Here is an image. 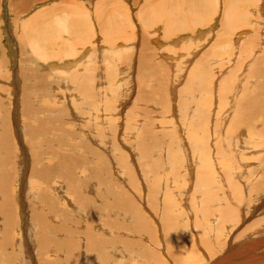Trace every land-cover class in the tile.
<instances>
[{"label": "rangeland", "instance_id": "374dc122", "mask_svg": "<svg viewBox=\"0 0 264 264\" xmlns=\"http://www.w3.org/2000/svg\"><path fill=\"white\" fill-rule=\"evenodd\" d=\"M234 1L238 6L234 4V16L227 22L226 16L232 12L225 16L221 11V3L225 8L224 0H218L217 4L213 0H0V264H209L225 254L229 246L250 248L257 241L264 242V233L259 234L264 232V110L257 112L262 115L255 113L256 117L245 110L248 101L258 99L263 103L258 100V106L264 108V95H261L264 93V0ZM76 3L89 11L94 31L91 26L80 28L85 23L74 32L62 31L56 24L59 32L55 33L53 30H57L48 15H40L54 6L62 7V11L53 9L56 13L60 10L71 18L75 14L68 6ZM259 7L262 9L255 14L253 9ZM235 10L239 14L235 15ZM22 21H29L26 26L30 28L40 22L42 27L50 23L53 28L48 37L54 36L51 45L40 40L37 50L28 42L30 38L22 30ZM200 31L204 35L200 36ZM77 39L80 42L76 43ZM68 43L73 50L68 48ZM170 46L173 50L167 49ZM72 56L81 58L75 65L79 66H73L72 70L62 68V62L74 59ZM48 62L55 68L47 67ZM220 77L225 79L218 85ZM86 98L94 100L96 107ZM234 118H238L240 126L231 120ZM203 122L212 126L206 129L210 143L207 146L212 148V154L215 155L216 143L221 139V146L233 155L232 163L227 154L226 162L220 163V167L215 165L216 170L209 161L201 164L196 154L198 148L191 145L190 137L197 140L203 137ZM249 128L253 131L247 134ZM141 151L150 155L148 160L141 158ZM35 160L42 161L36 164L37 170L33 166ZM222 166H229L231 172L225 175L224 169L225 177L221 181L230 177L232 184L226 182L221 190L218 186L214 188L215 194L222 197L221 202L214 198L217 201L212 208L205 210L203 204H197L204 191L201 186L208 183V177L220 173ZM56 169L62 173L58 174ZM44 172L45 176H41ZM167 206L172 215L167 212ZM223 209L227 212L222 213ZM165 215H171L173 220L167 221ZM198 219L206 221V226L199 225ZM164 226L171 234L175 231L172 227L178 228L175 233H183L188 248L184 253L179 252L181 255L175 252L177 247L173 244L170 247ZM95 238L98 241L92 243ZM262 247L254 250L259 254L240 255L238 262L242 257L243 264L248 261V264H264Z\"/></svg>", "mask_w": 264, "mask_h": 264}, {"label": "bare ground", "instance_id": "6f19581e", "mask_svg": "<svg viewBox=\"0 0 264 264\" xmlns=\"http://www.w3.org/2000/svg\"><path fill=\"white\" fill-rule=\"evenodd\" d=\"M153 1V0H152ZM200 1V0H199ZM214 1V3L215 4H217L218 3V0H213ZM240 1V0H239ZM244 1V0H243ZM254 1V0H253ZM108 2V1H107ZM204 2H205V0H204ZM148 3V2H147ZM236 3V4H235ZM204 4V3H203ZM214 4V5H215ZM234 4H235V6L238 4L237 2H235L234 0H224V5H225V8H224V6H223V4L221 3V11H223L224 13H225V16H226V13L229 11L230 13L232 12V10L234 9ZM66 5V4H65ZM75 5V4H74ZM74 5H70V6H68V9L73 13V14H75V16L74 17H71V18H69L70 17V15H69V17H68V14L66 13V12H64V13H60V10L62 11V7L61 8H54V6H53V8H51L50 9V7H49V9L48 10H45L44 9V11L43 12H41V14L40 15H44L43 17H45V15H48V17H49V19L48 20H50L49 22L50 23H54L53 24V26L54 25H60V29H62V31L64 30H70L71 29V31H75V30H78V28H79V26H80V24H82V23H85L86 24V26H83V25H81L80 26V28H83V27H85L86 29H89L88 27L89 26H91V29H92V31H94V29H93V24H91L92 22H90V20H91V18L89 17V14H88V12L85 10L86 8H85V6L83 7V6H81L80 4L79 5H77V3H76V5L74 6ZM253 5H255V4H253ZM109 6V5H108ZM119 6V5H118ZM117 6V7H118ZM121 6V5H120ZM127 6V5H126ZM144 6V5H143ZM211 6H213V5H211ZM238 6V5H237ZM145 7H147V6H145ZM66 8V7H65ZM114 8V7H113ZM112 8V9H113ZM53 9H56V10H58V9H60L59 10V13H56ZM116 9V8H115ZM121 9V8H120ZM217 9V8H216ZM262 8H254L253 10H254V13L256 14L257 12H259V10H261ZM65 10H67V9H64V11ZM68 10V12H70ZM111 10V9H110ZM145 10V9H144ZM244 10V9H243ZM147 11H148V9H147ZM187 11V10H186ZM251 11V10H250ZM39 12V11H38ZM37 12V13H38ZM70 12V13H71ZM139 12H140V10H139ZM155 12V11H154ZM235 12V15H237V14H239L238 13V11H234ZM244 12V11H243ZM247 12V11H246ZM252 12V11H251ZM168 13H170V12H168ZM215 13H216V11H215ZM254 13L252 12V14L251 15H254ZM72 14V15H73ZM122 14H125V13H122ZM150 14H151V12H150ZM153 14V13H152ZM39 15V14H38ZM139 15V14H138ZM199 15V14H198ZM212 15V14H211ZM228 15V14H227ZM246 15V14H245ZM249 14H248V12H247V16H248ZM250 15V16H251ZM100 16V15H99ZM124 16V15H123ZM131 16H132V14H131ZM234 15H233V12L230 14V16H226V20H227V22L230 20V17L232 18ZM259 16V15H258ZM35 17H37L36 15H35ZM47 17V16H46ZM55 17L56 18H61V20H58V19H55ZM181 17V16H180ZM242 17V16H241ZM245 17V16H244ZM249 17V16H248ZM34 18V17H33ZM38 18V17H37ZM184 18V17H183ZM185 18H186V16H185ZM222 18H224V17H222ZM42 19H46L47 20V18H42ZM189 19V18H188ZM197 19H198V17H197ZM201 19V18H200ZM199 19V20H200ZM211 19H212V17H211ZM242 19V18H241ZM34 20H36V19H34ZM55 20V21H54ZM118 20V19H117ZM202 20V19H201ZM223 20V19H222ZM25 21V20H24ZM43 21V20H42ZM123 21V20H122ZM191 21V20H190ZM23 22V21H22ZM46 22V21H45ZM118 22V21H117ZM202 22V21H201ZM201 22H199V23H201ZM252 22H254V21H252L251 20V23ZM27 23H29V21L27 22H23L22 23V26L21 27H23V29L22 30H24V33L25 34H27L28 36H29V38H30V41H28V42H31V44L34 46V47H39V42H40V40H43V41H45V42H47V43H49L50 45H51V43H52V38L54 37H52L51 39H49V37H48V33H50V29L51 28H53V26L52 25H50V23H44L43 25V27L41 26L42 24L41 23H43V22H40V24L39 25H35V26H33V27H28V26H26L27 25ZM78 23H79V25H78ZM109 23V22H108ZM107 23V24H108ZM133 23V22H132ZM221 23V22H220ZM226 23V22H225ZM233 23V22H232ZM36 24V23H35ZM110 24V23H109ZM149 24V23H148ZM216 24V23H215ZM227 24V23H226ZM230 24V23H229ZM30 26V25H29ZM52 26V27H51ZM61 26H62V28H61ZM88 26V27H87ZM112 26V25H111ZM254 26V25H253ZM56 26H54V29H56L57 27H58V29H59V26H57L56 28H55ZM109 27V26H108ZM172 27V26H171ZM191 27V26H190ZM194 27V26H193ZM216 27V26H215ZM64 28V29H63ZM207 28V27H206ZM233 28H235L234 26H233ZM237 28H238V25H237ZM236 28V29H237ZM254 28V27H253ZM58 29H56L57 31H54L53 30V32H55V33H57V32H59V30ZM90 29V30H91ZM112 29V28H111ZM121 29V28H120ZM217 29V28H216ZM236 29H235V31H236ZM211 30H212V28H211ZM224 30V29H223ZM262 30H263V28H262ZM61 31V30H60ZM80 31V30H79ZM110 32H111V30H109ZM115 32V31H114ZM170 32V31H169ZM241 32H247V31H245V30H241ZM62 33V32H61ZM63 33H65V32H63ZM76 33V32H75ZM87 33V32H86ZM148 33V32H147ZM238 33H240V31L238 32ZM59 34V33H58ZM70 34H71V32H70ZM78 34H80V33H78ZM200 36H202V35H204V32L203 31H200L199 33H198ZM207 34H209V33H207ZM225 34V33H224ZM54 35V34H53ZM57 35V34H56ZM55 35V36H56ZM72 35V34H71ZM96 35V34H95ZM167 35V34H166ZM246 35V34H245ZM21 36H23L22 35V32H21ZM28 36H25V37H27V39H28ZM81 36V35H80ZM130 36V35H129ZM24 37V36H23ZM135 36H133V38H134ZM198 37V36H197ZM56 38V37H55ZM78 38V37H77ZM127 38H129V37H127ZM132 37H130V39H131ZM132 38V39H133ZM226 38V37H225ZM58 39V38H57ZM84 39H85V37H82V39H80V40H82L81 42L82 43H84ZM204 39V38H203ZM53 40H54V38H53ZM68 41H69V39H67ZM78 40V39H77ZM241 40V39H240ZM74 41V40H73ZM76 41V40H75ZM199 41V40H198ZM198 41H197V44H198ZM215 41H216V39H215ZM77 42H80L79 40L78 41H76V43ZM213 42V41H212ZM263 42V41H262ZM26 43V42H25ZM64 44H66L67 42L66 41H64L63 42ZM71 43H72V40H71ZM97 43V42H96ZM208 43V42H207ZM217 43H219V42H217ZM250 43V42H249ZM28 44V43H27ZM44 44V43H43ZM53 44H55V43H53ZM70 43H68V48H70V49H72L73 50V46H72V44H70ZM86 44H88V43H86ZM119 44V43H118ZM176 44H177V42H176ZM214 44V43H213ZM215 44H216V42H215ZM230 44V43H229ZM234 43H232V45H233ZM236 44V43H235ZM240 44V43H239ZM252 44H254V43H252ZM22 45V44H21ZM67 45V44H66ZM76 45V44H75ZM78 45V44H77ZM80 45V44H79ZM84 44H82V46H83ZM112 45V44H111ZM187 45V44H186ZM216 45H218V44H216ZM228 45V44H227ZM255 45H257L256 43H255ZM60 46V45H59ZM96 46V45H95ZM134 46V45H133ZM211 46V45H210ZM243 46V45H242ZM262 46V45H261ZM53 47H54V45H53ZM131 47V46H130ZM230 47L231 48H233L231 45H230ZM254 47V46H253ZM33 47H31V49H32ZM43 48H45V47H43ZM62 49H63V47H61ZM67 48V49H68ZM89 48V47H88ZM94 48V47H93ZM173 48V47H172ZM171 48V46L169 47V48H167V49H172ZM175 48V47H174ZM201 48V47H200ZM214 48V47H213ZM217 48V47H216ZM222 48V47H221ZM220 48V49H221ZM40 48H38L37 50H39ZM64 49H66V48H64ZM122 49V48H121ZM183 49V48H182ZM185 49V48H184ZM254 49H255V47H254ZM47 50V49H46ZM123 50V49H122ZM173 50V49H172ZM187 50H189L188 48H187ZM200 50V49H199ZM209 50H213L212 48H210ZM217 50V49H216ZM239 50V49H238ZM264 50V49H263ZM41 51V50H40ZM57 51V50H56ZM60 51H61V49H60ZM69 51V50H68ZM71 51V50H70ZM191 51V50H190ZM247 51V50H246ZM64 52H66L65 50L63 51V53L62 54H64ZM81 52V51H80ZM114 52V51H113ZM189 52V51H188ZM201 52V51H200ZM209 52H211V51H209ZM220 52V51H219ZM226 52V51H225ZM234 52V51H233ZM254 52V51H253ZM69 54H70V52H68ZM77 53V52H76ZM75 53V55H78V54H76ZM79 53V52H78ZM97 53V52H96ZM156 53V55H157V51L155 52ZM196 53V52H195ZM224 53V52H223ZM251 53V52H250ZM44 54V53H43ZM51 54V53H50ZM53 54V53H52ZM51 54V55H52ZM67 54V53H66ZM65 54V55H66ZM73 54H74V52H73ZM85 54V53H84ZM100 54V53H99ZM159 54V53H158ZM163 54V53H162ZM40 55V54H39ZM38 55V56H39ZM79 55H82V54H79ZM141 55V54H140ZM196 55V54H195ZM209 55V54H208ZM46 56H48V54L46 55ZM199 56H201V55H199ZM198 56V57H199ZM40 57V56H39ZM51 57V56H50ZM73 57V56H72ZM82 57V56H81ZM101 57V56H100ZM109 57V56H108ZM164 57V56H163ZM206 57V56H205ZM74 59H69V61H67V63L65 62V61H63L62 63H64L61 67L62 68H65V69H68V70H72V68H74L73 66H75L76 65V63L77 62H80L81 61V58L80 57H73ZM87 58V57H86ZM95 58V57H94ZM175 58V57H174ZM194 58V57H193ZM211 57H208V59H210ZM57 59V58H56ZM96 59V58H95ZM108 59V58H107ZM197 59H200V57L199 58H197ZM111 60H112V58H111ZM192 60V59H191ZM242 60H243V58H242ZM260 60V59H259ZM108 61V60H107ZM149 61V60H148ZM165 61V60H164ZM207 61V60H206ZM211 61V60H210ZM209 61V62H210ZM50 62V61H49ZM48 62V66L47 67H49V68H55V66H53V64H51V63H49ZM96 62V61H95ZM94 62V63H95ZM112 62H113V60H112ZM123 62V61H122ZM199 62V61H198ZM197 62V63H198ZM61 63V64H62ZM105 63H107V62H105ZM125 63H127V62H125ZM146 63V62H145ZM158 63V62H157ZM205 63V62H204ZM101 64V63H100ZM108 64V63H107ZM106 64V65H107ZM194 64V63H193ZM196 64V63H195ZM91 65V64H90ZM92 65H93V63H92ZM113 65H115V63L113 64ZM113 65H110V67H113ZM160 65V64H159ZM209 65V64H208ZM260 65V64H259ZM258 65V66H259ZM79 65H77V66H75V67H78ZM165 66V65H164ZM196 66H198V64L196 65ZM93 67L94 66H92L91 68L93 69ZM115 67H117L116 65H115ZM115 67H113L114 69H116ZM191 68L190 69H192V66H190ZM195 67V66H194ZM235 67V66H234ZM257 67V66H256ZM71 68V69H70ZM200 68V67H199ZM241 68H242V66H241ZM254 68V67H253ZM61 69V68H60ZM194 69V68H193ZM196 69V68H195ZM194 69V70H195ZM198 69V68H197ZM201 70V69H200ZM239 70V69H238ZM254 70H256V69H254ZM57 71H59V70H57ZM56 71V72H57ZM116 72L118 71V70H115ZM115 71L113 72V73H115ZM27 72H29V71H26V73ZM75 72H77V70L75 71L74 70V73ZM195 72V71H194ZM201 72V71H200ZM30 73V72H29ZM72 73V72H71ZM70 73V75H72ZM73 73V74H74ZM81 73V72H80ZM109 73H111L110 71H109ZM113 73L111 74V76L113 75ZM119 73H120V71H119ZM202 73V72H201ZM200 73V74H201ZM15 74V73H14ZM65 74V73H64ZM79 74V73H78ZM199 74V75H200ZM254 73H252V75H253ZM31 75V74H30ZM77 75V74H76ZM119 75H121V74H119ZM223 75H225V74H223ZM259 75V74H258ZM16 76H17V73H16ZM78 76V75H77ZM197 76H198V74H197ZM202 76V75H201ZM227 76V75H226ZM257 76V75H256ZM262 76H264L263 75V73H262ZM31 77V76H30ZM74 77V76H73ZM195 77V76H194ZM253 77V76H252ZM9 78V77H8ZM29 78V77H28ZM76 78V77H75ZM78 78V77H77ZM199 78V77H198ZM85 79V78H84ZM102 79V78H101ZM111 78H109L108 80H110ZM225 78L224 77H220V79H219V81L217 82V84L218 85H220L221 83H222V81L224 80ZM227 79V78H226ZM247 79V78H246ZM252 79V78H251ZM82 81H85V80H82ZM212 81V80H211ZM214 81V80H213ZM228 80H226V82H227ZM233 81V80H232ZM68 82V81H67ZM102 82V81H101ZM226 82H224V83H226ZM238 82V81H237ZM247 82V81H246ZM79 83V82H78ZM103 83V82H102ZM191 83H193V82H191ZM198 83V82H197ZM202 83V82H201ZM240 83V82H239ZM264 83V82H263ZM56 84V83H55ZM59 84V83H58ZM77 84V83H76ZM83 85H84V83H82ZM74 85V84H73ZM107 85V84H106ZM195 85V84H194ZM209 85H211V84H209ZM209 85H208V88H209ZM234 85V84H233ZM256 85V84H255ZM24 86V85H23ZM75 86V85H74ZM229 86H231V85H229ZM257 86V85H256ZM71 87V86H70ZM69 87V88H70ZM80 87V86H79ZM81 87H82V85H81ZM88 87V86H87ZM104 87V86H103ZM26 88V87H25ZM24 88V89H25ZM68 88V87H67ZM77 88V87H76ZM230 88V87H229ZM53 89V88H52ZM77 89H79V88H77ZM90 89V88H89ZM220 89H222V88H220ZM226 89V88H225ZM228 89V88H227ZM92 90V89H91ZM211 90H213V89H211ZM224 90V89H223ZM223 90H221V91H223ZM256 90V89H255ZM261 89H259V91H260ZM66 91H68V90H66ZM70 91V90H69ZM68 91V92H69ZM72 91V90H71ZM88 91V90H87ZM209 91V90H208ZM218 91V90H217ZM221 91H220V93L219 94H221ZM225 91V90H224ZM232 91V90H231ZM84 92H86V90L84 91ZM106 92V91H105ZM219 92V91H218ZM229 92V91H228ZM255 92V91H254ZM263 92H264V90H263ZM52 93V92H51ZM72 93V92H71ZM244 93V92H243ZM249 93V92H248ZM105 93H103V95H104ZM108 94V93H107ZM249 94H251V93H249ZM85 95H86V93H85ZM95 95V94H94ZM214 95V94H213ZM259 95H260V93H259ZM258 95V96H259ZM261 95H264V93L263 94H261ZM107 96V95H106ZM178 96V95H177ZM243 96H244V94H243ZM246 96V95H245ZM245 96H244V99H245ZM250 96V95H249ZM252 96V95H251ZM250 96V97H251ZM91 97V96H90ZM96 97V96H95ZM227 97V96H226ZM250 97H248V98H250ZM255 97H257V96H255ZM262 97V96H261ZM264 97V96H263ZM99 98V97H98ZM247 98V99H248ZM252 99H254L253 98V96L251 97ZM55 99V98H54ZM94 99V98H93ZM108 99V98H107ZM110 99V98H109ZM211 99V98H210ZM220 99H222V97L220 98ZM246 99V100H247ZM255 99H257V98H255ZM120 100V99H119ZM157 100V99H156ZM223 100V99H222ZM222 100H221V102H222ZM250 100V99H249ZM259 101H261L260 99H258ZM258 100H253V101H251V103H249V101L247 102V109H245V110H247V113L249 112V113H251L253 116H257L258 114H257V112H259V111H261V110H264V108H262V107H259L258 106ZM58 101V100H57ZM86 101L92 106V107H96V102L94 103V100H89V99H87L86 98ZM107 101V100H106ZM195 101V100H194ZM217 101V100H216ZM220 101V100H219ZM169 102V101H168ZM178 102V101H177ZM187 102V101H186ZM206 102V101H205ZM220 102V103H221ZM4 103V102H3ZM154 103V102H153ZM219 103V104H220ZM224 103V102H223ZM261 103H262V101H261ZM102 104V103H101ZM176 104V103H175ZM184 104H186V103H183V105ZM248 104H250V105H248ZM263 104V103H262ZM109 105V104H108ZM164 105V104H163ZM169 104H167V106H168ZM180 105V104H179ZM187 105V104H186ZM240 105H242V104H240ZM160 106V105H159ZM164 108H165V106H163ZM175 107V106H174ZM101 108V107H100ZM167 108V107H166ZM170 108H172V106L170 107ZM169 108V109H170ZM184 108V107H183ZM186 108L188 109V107L186 106ZM246 108V107H245ZM249 108H250V110H249ZM262 108V109H261ZM122 109V108H121ZM239 109H241V108H239ZM238 109V110H239ZM242 109H244V108H242ZM106 110V109H105ZM108 110V109H107ZM162 111H164V110H162ZM170 111H171V109H170ZM197 111V110H196ZM244 111V110H243ZM101 112V111H100ZM129 112V111H128ZM165 112H167V111H165ZM204 112V111H203ZM241 112H242V110H241ZM245 112V111H244ZM264 112V111H263ZM113 113V112H112ZM187 113V112H186ZM215 113H217V112H215ZM235 113V112H234ZM238 113H239V111H238ZM248 113V114H249ZM256 113V114H255ZM261 113H262V111H261ZM260 113V114H261ZM108 114V113H107ZM119 114H120V112H119ZM139 114V113H138ZM172 114V113H171ZM174 114H176L175 112H174ZM188 114V113H187ZM205 114V113H204ZM251 114H249L250 116H251ZM255 114V115H254ZM259 114V115H260ZM127 115V114H126ZM125 115V116H126ZM161 115V114H160ZM168 115H169V113H168ZM167 115V116H168ZM182 115V114H181ZM181 115H180V118H182L181 117ZM189 115V114H188ZM217 115V114H216ZM242 114H240V116H241ZM262 115V114H261ZM215 116V115H214ZM244 116V115H243ZM255 116V117H256ZM100 117V116H99ZM107 117V116H106ZM217 117V116H216ZM248 117V116H247ZM252 117V116H251ZM254 117V118H255ZM196 118V117H195ZM205 118L206 119H208V116H207V114H206V116H205ZM205 118H203L204 119V122L206 121V119ZM218 118V117H217ZM236 118V117H235ZM231 119V120H236V123L238 124V118L237 119ZM240 118V117H239ZM241 119V118H240ZM244 119V118H243ZM249 119V118H248ZM134 120V119H133ZM132 120V121H133ZM164 120H166V119H164ZM202 120V119H201ZM213 120V119H212ZM230 120V119H229ZM242 120V119H241ZM252 120V119H251ZM100 121V120H99ZM102 121L104 122V124H105V121H104V118L102 119ZM137 121V120H136ZM161 121H163V120H161ZM190 121V120H189ZM198 121V120H197ZM244 121V120H243ZM249 121V120H248ZM168 122V121H167ZM186 122V121H185ZM199 122V121H198ZM203 122V123H204ZM240 122V121H239ZM83 123V122H82ZM130 123V122H129ZM133 123V122H132ZM139 123V122H138ZM137 123V124H138ZM169 123V122H168ZM206 123H208L207 121H206ZM206 123H204L205 124V126L203 127V129H202V133H203V137L201 138V139H199V140H197V139H192L191 137H190V139H191V145H195V147L194 148H198V153H196L197 154V156H198V158H199V160H200V162H201V164L203 165L205 162H207V161H209L210 163H211V165L214 167V169L216 168L215 167V165L218 167H220V163L221 164H223V163H225L226 162V160H225V158L227 157V154L228 155H230V162L232 163V160L231 159H233L232 158V154L231 153H229L228 151H227V149H225V148H223L222 146H221V139H220V141L219 142H217L216 143V149H215V151H216V153H214L215 155H213L212 154V148L210 149L207 145H210V143H209V139L206 137V134L209 132V131H206V129H209V128H211V127H209V125L208 124H206ZM232 123V122H231ZM248 123V122H247ZM256 123V122H255ZM61 124V123H60ZM171 124V123H170ZM173 124V123H172ZM199 124V123H198ZM203 124V125H204ZM235 125L236 127H238V125ZM241 124V123H240ZM260 124V123H259ZM134 125V124H133ZM166 125H168V124H166ZM183 125V124H182ZM189 125V124H188ZM206 125H207V128H206ZM242 125V124H241ZM245 125V124H244ZM255 125H258V124H255ZM263 125V124H262ZM55 126V125H54ZM143 126V125H142ZM172 126V125H171ZM235 126H232V127H235ZM240 126V125H239ZM179 127V126H178ZM228 127V126H227ZM245 127V126H244ZM257 127V126H256ZM58 128V127H57ZM230 128V127H229ZM243 128V127H242ZM186 129V128H185ZM215 129L216 130H218L219 129V127H218V123L216 124V126H215ZM232 129V128H231ZM237 129V128H236ZM262 129V128H261ZM142 130V129H141ZM164 130V129H163ZM176 130V129H175ZM226 130V129H225ZM233 130V129H232ZM252 130V129H251ZM250 130V128H249V131H248V133L247 134H249V133H251L252 131ZM38 131V130H37ZM174 131V130H173ZM229 132V130L227 129L226 130V132ZM236 131V130H235ZM239 131V130H238ZM254 131H256V130H254ZM264 131V130H263ZM74 132V131H73ZM96 132V131H95ZM104 132H105V129H104ZM175 132V131H174ZM214 132V131H213ZM231 132H234V131H231ZM230 132V133H231ZM31 133V132H30ZM52 133V132H51ZM93 133V132H92ZM152 133V132H151ZM164 133V132H163ZM173 133V132H172ZM229 133V135H231ZM236 133H238L237 131H236ZM257 133H258V130H257ZM14 134V133H13ZM53 134V133H52ZM160 134V133H159ZM212 134V133H211ZM222 134V133H221ZM227 134V133H226ZM243 134V133H242ZM18 135H20V134H18ZM55 135V134H54ZM83 135V134H82ZM88 135V134H87ZM97 135H98V133H97ZM97 135H95V137L97 136ZM142 135V134H141ZM167 135V134H166ZM171 135V134H170ZM195 135V134H194ZM210 135V134H209ZM214 135H216V133H214ZM223 135V134H222ZM228 135V134H227ZM251 135V134H250ZM253 135V134H252ZM258 135H259V133H258ZM104 136V135H103ZM132 136V135H131ZM143 136V135H142ZM169 136V135H168ZM167 136V137H168ZM202 136V135H201ZM254 136V135H253ZM65 137V136H64ZM94 137V136H93ZM100 137V136H99ZM160 137H161V135H160ZM166 137V138H167ZM173 137V136H172ZM209 137V136H208ZM215 137V136H214ZM220 137V136H219ZM225 137V136H224ZM244 137V136H243ZM257 137V136H256ZM255 137V138H256ZM90 138H92V137H90ZM101 138V137H100ZM170 138V137H169ZM187 138H188V136H187ZM233 138H235V137H233ZM246 138V137H245ZM69 139V138H68ZM72 139V138H71ZM86 139V138H85ZM93 139V138H92ZM92 139H91V141H92ZM141 139V138H140ZM163 139V138H162ZM168 139V138H167ZM211 139V138H210ZM57 140H60V139H57ZM94 140H95V138H94ZM107 140V139H106ZM118 140V139H117ZM164 140V139H163ZM175 140V139H174ZM185 140H187V139H185ZM216 140V139H215ZM230 140H231V138H230ZM229 140V143L232 141H230ZM238 140V139H237ZM247 140V139H246ZM251 140H253V139H250V140H248V141H251ZM261 140V139H260ZM134 141V140H133ZM170 141V140H169ZM212 141V140H211ZM256 141V140H255ZM59 142V141H58ZM103 142V141H102ZM127 142V141H126ZM168 142V141H167ZM187 142V141H186ZM213 142V141H212ZM211 142V143H212ZM223 142V141H222ZM261 142V141H260ZM264 142V141H263ZM51 142H49V144H50ZM98 143V142H97ZM161 143V142H160ZM163 143V142H162ZM165 143V142H164ZM163 143V144H164ZM173 143V142H172ZM193 143V144H192ZM59 144V143H58ZM80 144V143H79ZM99 144V143H98ZM121 144V143H120ZM124 144V143H123ZM162 144V145H163ZM213 144H215V143H213ZM218 144H220V145H218ZM236 144H238V142L236 143ZM252 144V143H251ZM64 145H66L65 144V142H64ZM86 145V144H85ZM116 145V144H115ZM184 145V144H183ZM212 145V144H211ZM218 145V146H217ZM231 145V144H230ZM246 145V144H245ZM256 145V144H255ZM262 145H264V144H262ZM261 145V146H262ZM42 146V145H41ZM45 146V145H44ZM50 146V145H49ZM59 146V145H58ZM100 146V145H99ZM141 146V145H140ZM165 146H166V143H165ZM181 146V145H180ZM187 146L189 147L190 145H188L187 144ZM202 146V147H201ZM213 146V145H212ZM232 146V145H231ZM235 146V145H234ZM240 146V145H239ZM260 146V147H261ZM48 147V146H47ZM60 147H61V142H60ZM88 147V146H87ZM169 147V146H168ZM237 147V146H236ZM41 148V147H40ZM46 148V147H45ZM44 148V149H45ZM50 148V147H49ZM48 148V149H49ZM53 148V147H52ZM90 148H92V147H90ZM179 148H183V147H179ZM191 148H192V146H191ZM214 148V147H213ZM241 148H243V147H241ZM36 149V148H35ZM39 149V148H38ZM47 149V148H46ZM88 149V148H87ZM233 149V148H232ZM253 149V148H252ZM32 150V149H31ZM140 150V149H139ZM141 150H145V151H147L146 149H144V148H141ZM160 150V149H159ZM165 150V149H164ZM186 150V149H185ZM247 150V149H246ZM24 151V150H23ZM49 151V150H48ZM47 151V152H48ZM52 151L54 152V150L52 149ZM233 151V150H232ZM21 152H22V150H21ZM28 152V151H27ZM26 152V153H27ZM46 152V151H45ZM70 152V151H69ZM132 152V151H131ZM169 152V151H168ZM182 152V151H181ZM192 152V151H191ZM234 152V151H233ZM253 152V151H252ZM34 153V152H33ZM42 153H44V152H41V154ZM49 153V152H48ZM63 153V152H62ZM61 153V154H62ZM92 153V152H91ZM242 153H244V152H242ZM248 153V152H247ZM25 154V153H24ZM28 154V153H27ZM25 155V156H29V155ZM35 154H36V152H35ZM59 154V153H58ZM67 154H68V152H67ZM67 154H62V156L63 155H66L67 156ZM97 154V153H96ZM141 155V158L142 159H145V160H148V158L150 157V155H148V154H146L144 151H141V153H140ZM174 154V153H173ZM183 154V153H182ZM181 154V155H182ZM193 154V153H192ZM196 154H194L195 156H196ZM236 154V153H235ZM44 155V154H43ZM87 155H89V154H87ZM186 155H189V154H186ZM236 155H238V154H236ZM245 155V154H244ZM264 155V154H263ZM62 156H59L58 158H60V157H62ZM173 156V155H172ZM175 156V155H174ZM185 156V155H184ZM214 156H216V158L214 157ZM262 156V155H261ZM26 157V158H27ZM32 157V156H31ZM35 156H33V158H34ZM56 157V156H55ZM164 157V156H163ZM183 157V156H182ZM181 157V158H182ZM186 157V156H185ZM194 157V156H193ZM192 157V158H193ZM239 157V156H238ZM255 157V156H254ZM40 158V157H39ZM156 158V157H155ZM166 158V157H165ZM167 158H168V156H167ZM237 158V157H236ZM71 159H72V157H71ZM92 159V158H91ZM97 159V158H96ZM164 159V158H163ZM194 159V158H193ZM219 159V160H218ZM226 159H228V158H226ZM234 159H235V157H234ZM30 160V159H29ZM34 160V159H33ZM37 160H39V159H37ZM40 160H41V158H40ZM135 160V159H134ZM170 160V159H169ZM195 160V159H194ZM236 160V159H235ZM242 160V159H241ZM247 160H248V158H247ZM259 160V159H258ZM258 160H257V162H258ZM262 160V159H261ZM61 161L63 162V159H61ZM65 161V160H64ZM99 161V160H98ZM159 161V160H158ZM240 161V160H239ZM239 161H237V162H239ZM243 161H245V160H243ZM249 161V160H248ZM255 161V160H254ZM264 161V160H263ZM31 162V161H30ZM41 162L42 161H34L33 162V166L35 167V170H37V168L38 167H36V164L37 163H40L41 164ZM60 162V161H59ZM162 162V161H161ZM256 162V161H255ZM240 163V162H239ZM243 163H245V162H243ZM59 164V163H58ZM234 164H236V163H234ZM246 164V163H245ZM248 164V163H247ZM43 165H45V164H43ZM205 165V164H204ZM226 165H228V163H226ZM225 165V166H226ZM41 166V165H40ZM225 166H222V173L220 172V173H218L216 176L215 175H212L213 177L211 178V177H208V183L207 184H204L203 186H201L202 188H204V191H202L201 192V195H200V197L198 198V202H197V204H203V206L205 207V210H208V208H212L211 206H212V204L213 203H215L217 200H214V198L215 199H219V202H221L220 201V199H222V197H220L219 195H216L215 194V192L216 191H214V188H217V186L220 188L219 190H221L223 187H225V184H226V182L227 183H231L232 184V178H228V179H225V180H223V181H221V177L222 176H224V174H223V172H224V169H225V175H228L229 176V173L231 172H229V170H231V169H229L228 170V168H229V166H228V168L227 167H225ZM248 166V165H247ZM46 167V166H45ZM48 167V166H47ZM55 167V166H54ZM58 167V166H57ZM78 167V166H77ZM82 167V166H81ZM101 167V166H100ZM225 167V168H224ZM236 167H238V166H236ZM243 167V166H242ZM241 167V168H242ZM249 167V166H248ZM252 167V166H251ZM250 167V168H251ZM260 167V166H259ZM262 167V166H261ZM264 167V166H263ZM70 168V167H69ZM69 168H68V170H69ZM181 168V167H180ZM204 168V167H203ZM210 168V167H209ZM232 168H233V166H232ZM235 168V167H234ZM233 168V170H235ZM239 168H240V166H239ZM43 169V168H42ZM48 169H50V168H48ZM59 169V168H58ZM58 169H56V171H57V173H58ZM170 169H172V168H170ZM169 169V170H170ZM217 169V168H216ZM215 169V170H216ZM257 169V168H256ZM27 170V169H26ZM173 170H175V169H173ZM173 170H171V172L173 171ZM186 170H187V168H186ZM200 170V169H199ZM205 169H203V171H204ZM213 170V169H212ZM258 170V169H257ZM260 170V169H259ZM47 171V170H46ZM193 171H195V169L193 170ZM203 171H201V172H203ZM208 171V170H207ZM218 171V170H217ZM32 172H33V170H32ZM49 172V171H48ZM64 172V171H63ZM88 172V171H87ZM138 172H139V170H138ZM147 172H150L149 171V169L147 170ZM164 172V171H163ZM169 172V171H168ZM206 172V171H205ZM239 172V171H238ZM241 172V171H240ZM254 172H256V171H254ZM35 173V172H34ZM34 173H32L33 175H35ZM61 173H62V171H61ZM61 173H58V174H61ZM70 173V172H69ZM167 173V172H166ZM176 173V172H175ZM211 173V172H210ZM260 173V172H259ZM25 174V173H24ZM39 174V173H38ZM56 174V173H55ZM64 174V173H63ZM93 174V173H92ZM142 174V173H141ZM147 176L149 175V176H151L150 174H147V173H145ZM173 174V173H172ZM189 174V173H188ZM241 174V173H240ZM262 174V173H261ZM26 175V174H25ZM40 175L42 176V175H44L45 176V172H44V174H41L40 173ZM52 175H54V174H52ZM194 175H195V173H194ZM234 174H233V172H232V176H233ZM263 175V174H262ZM261 175V176H262ZM49 176V175H48ZM54 176H56V175H54ZM230 176H231V174H230ZM242 176H244L243 175V173H242ZM25 177V176H24ZM70 177V176H69ZM162 177V176H161ZM194 177V176H193ZM198 177V176H197ZM203 177V176H202ZM225 177V176H224ZM47 177H45V179H46ZM206 178V177H205ZM237 178L239 179V177L237 176ZM241 178V177H240ZM244 178V177H243ZM70 179H72V178H70ZM69 179V180H70ZM93 179V178H92ZM207 179V178H206ZM234 179H236V178H234ZM56 180V179H55ZM149 182L151 181V178H150V180H148ZM190 181V180H189ZM237 181V180H236ZM238 181H240V180H238ZM24 182V181H23ZM22 182V183H23ZM242 182H244V181H242ZM21 183V184H22ZM152 183V182H151ZM169 183V182H168ZM195 183H197V182H195ZM235 183V182H234ZM147 184V183H146ZM170 184V183H169ZM201 184H203L202 182H201ZM240 184V183H239ZM246 184V183H245ZM244 184V185H245ZM250 184V183H249ZM261 184H263V183H261ZM48 185V184H47ZM131 185H133V184H131ZM143 185H144V182H143ZM160 185V184H159ZM171 185V184H170ZM173 185V184H172ZM171 185V186H172ZM198 185V184H197ZM220 185V186H219ZM21 186V185H20ZM25 186H28V183H27V185H25ZM51 186V185H50ZM166 186V185H165ZM169 186V185H168ZM193 186V185H192ZM208 186V187H207ZM234 187H238V185H236V184H234L233 185ZM247 186V185H246ZM88 187V186H87ZM144 187V186H143ZM257 187V186H256ZM79 188V187H78ZM153 188V187H152ZM183 188V187H182ZM181 188V189H182ZM233 188V187H232ZM231 188V189H232ZM45 189V188H44ZM150 189V188H149ZM154 189V188H153ZM195 189H199V190H203V189H200V187L199 186H195ZM235 189V188H234ZM237 189V188H236ZM235 189V190H236ZM240 189V188H239ZM77 190V189H76ZM81 190V189H80ZM155 190V189H154ZM189 190V189H188ZM234 190V191H235ZM5 191V190H4ZM230 191V194H231V190H229ZM233 191V192H234ZM241 191V190H240ZM6 193H8L7 191H5ZM4 192V193H5ZM27 192V191H26ZM73 192V191H72ZM75 192V191H74ZM166 192H168V191H166ZM200 192V191H199ZM223 192H224V196H225V189L223 190ZM227 192V191H226ZM104 193H106V191L104 192ZM154 193V192H153ZM21 194H23V192L21 193ZM48 194V193H47ZM72 194V193H71ZM70 194V195H71ZM193 194H194V192H193ZM211 194V196L210 197H208V195H210ZM221 194H222V192H221ZM229 194V193H228ZM232 194H234V193H232ZM74 195V194H73ZM180 195V194H179ZM234 195H236V193L234 194ZM8 196H9V194H8ZM7 196V194H6V197H8ZM86 196V195H85ZM184 196V195H183ZM226 196H227V193H226ZM238 196V195H237ZM24 197V196H23ZM227 197H229V196H227ZM230 197H232V196H230ZM84 198H86V197H84ZM83 198V199H84ZM145 198V197H144ZM195 198V197H194ZM210 198H211V200H210ZM234 198V197H233ZM18 199H19V197H18ZM24 199V198H23ZM151 199V198H150ZM228 199H230V198H228ZM5 200H6V198H5ZM11 200V199H10ZM172 200H173V198L171 199V202H172ZM181 200V199H180ZM81 201H82V199H81ZM145 201V200H144ZM153 201V200H152ZM155 201V200H154ZM225 202H226V200H225ZM230 202V201H229ZM240 202V201H239ZM134 204V203H133ZM194 204V203H193ZM226 205V204H225ZM172 206V205H171ZM228 206V205H227ZM233 206V205H232ZM242 206V205H241ZM120 207V206H119ZM129 207V206H128ZM127 207V208H128ZM218 207V206H217ZM126 208V209H127ZM130 208V207H129ZM195 208V207H194ZM221 208V207H220ZM202 209V208H201ZM227 209V208H226ZM4 210V209H3ZM69 210V209H68ZM99 210V209H98ZM166 210H167V212H169L171 215H172V212L173 211H171L170 209H169V206H167V208H166ZM238 210V209H237ZM106 211V210H105ZM130 211V210H129ZM217 211H219V210H217ZM139 212V211H138ZM199 212V211H198ZM197 212V213H198ZM209 212H210V210H209ZM212 212V211H211ZM222 213L223 212H227L225 209H223L222 211H221ZM232 212V211H231ZM240 212V211H239ZM109 213V212H108ZM132 213V212H131ZM158 213V212H157ZM194 213V212H193ZM197 213H196V215H197ZM207 213H208V211H207ZM4 214V213H3ZM38 214V213H37ZM195 214V213H194ZM229 214H231V213H229ZM236 214V213H235ZM136 215V214H135ZM171 215H165L166 217H164L167 221H168V219H169V221H172L173 220V218L171 217ZM209 215V214H208ZM210 215H211V213H210ZM246 216V215H245ZM88 217V216H87ZM91 217V216H90ZM120 217V216H119ZM197 217V216H196ZM195 217V218H196ZM244 217V216H243ZM125 218V217H124ZM135 218V217H134ZM222 218H223V216H222ZM233 218V217H232ZM58 219V218H57ZM108 219V218H107ZM152 219V218H151ZM7 220V219H6ZM89 220V219H88ZM92 220V219H91ZM157 220V219H156ZM166 220H164V222H166ZM199 220V219H198ZM221 220V219H220ZM66 221V220H65ZM90 221V220H89ZM128 221V220H127ZM175 221V220H174ZM173 221V222H174ZM195 221H196V219H195ZM9 222V221H8ZM197 222V221H196ZM217 222V221H216ZM222 222V221H221ZM27 223V222H26ZM123 223V222H122ZM198 223H199V225H201V226H206V221H203V220H199L198 221ZM223 223V222H222ZM12 224V223H11ZM61 224V223H60ZM86 224V223H85ZM117 224H119V222L117 223ZM121 224V223H120ZM146 224V223H145ZM168 224V223H167ZM219 224V223H218ZM88 225H89V223H88ZM104 225V224H103ZM113 225H116V224H113ZM123 224H121L120 226H122ZM150 225V224H149ZM178 225V227H179V224H177ZM243 225V224H242ZM65 227H66V225H64ZM87 226V225H86ZM111 226V225H110ZM169 226V225H168ZM252 226V225H251ZM109 227V226H108ZM123 227V226H122ZM135 227H136V225H135ZM139 227H142V226H139ZM145 227H147V226H145ZM165 228H166V231H167V237H166V239L168 238L169 240V244H170V247H171V244H173L174 245V247L176 248L177 247V249H176V251L175 252H177L178 254H179V252H185L186 250H187V248H188V243L185 241L184 242V240H183V238H182V234H180V232H178V233H175V231H178L177 229L178 228H175V229H173V227H172V230H175L174 231V233L173 234H171L170 233V229L168 228V227H166V226H164ZM174 227H176V225L174 226ZM113 228H115V227H112V229ZM180 228V227H179ZM216 228H218V227H216ZM220 228V227H219ZM69 229V228H68ZM94 229V228H93ZM109 229H110V227H109ZM116 229V228H115ZM120 229V228H119ZM130 229V228H129ZM61 230V229H60ZM67 230V229H66ZM118 230V229H117ZM263 230V229H262ZM112 231V230H111ZM127 231V230H126ZM129 231H131V230H129ZM63 232H64V230H63ZM93 232V231H92ZM173 232V231H172ZM183 232V231H182ZM185 232H186V230H185ZM57 233V232H56ZM140 233V232H139ZM254 233H259L258 231L257 232H254ZM261 233H264V232H260L259 234H261ZM79 234V233H78ZM202 236V235H201ZM27 237V236H26ZM256 237V236H255ZM261 237V236H260ZM259 237V238H260ZM82 238V237H81ZM125 238V237H124ZM253 238H254V236H253ZM9 239V238H8ZM209 239V238H208ZM244 239V238H243ZM248 239V238H247ZM262 239H264V238H262ZM91 240V239H90ZM104 240V239H103ZM102 240V241H103ZM124 240V239H123ZM209 240H211V239H209ZM250 240V239H249ZM85 241V240H84ZM88 241V240H87ZM98 241V239L97 238H95V239H93L92 240V243H96ZM149 242V241H148ZM231 242V241H230ZM234 242V241H233ZM258 242V241H257ZM257 242H255V244L253 243V245H254V247H250V248H246V247H244L243 245H241V246H239V248L238 247H233V249H234V251H233V249H232V246H229V250L225 253V254H223V255H220V256H218L217 257V259H215L213 262H211V263H209V264H243V259H242V257H243V255L245 256L248 252V254L250 255L251 253L250 252H257V251H254V250H256V249H258V248H261L262 246V248H264V242L263 243H261V242H259V243H257ZM167 243V242H166ZM193 243V242H192ZM168 244V243H167ZM192 245V244H191ZM193 245H195V244H193ZM168 246V245H167ZM154 247V246H153ZM169 247V246H168ZM173 247V246H172ZM59 248V247H58ZM106 248H108V247H106ZM190 248V247H189ZM159 249V248H158ZM170 249V248H169ZM174 250V249H173ZM200 250V249H199ZM107 251V250H106ZM130 251V250H129ZM148 251V250H147ZM171 251V250H170ZM206 251V250H205ZM73 252H74V250H73ZM72 252V253H73ZM168 252V251H167ZM202 252V251H201ZM259 252V251H258ZM257 252V253H258ZM76 253V252H75ZM74 253V254H75ZM154 253V252H153ZM211 253V252H210ZM77 254V253H76ZM143 254V253H142ZM192 254V253H191ZM212 254V253H211ZM248 254L246 255V257L248 256ZM259 254V253H258ZM262 254V253H261ZM170 255V254H169ZM172 255H174L173 253H172ZM171 255V256H172ZM179 255H181V254H179ZM240 255H242V257L240 258V260H239V262H238V257L240 256ZM252 255V254H251ZM1 256V255H0ZM78 255H76V257H77ZM170 256V257H171ZM177 256V255H176ZM200 256V255H199ZM74 257H75V255H74ZM79 257V256H78ZM108 257V256H107ZM159 257H160V255H159ZM174 257V256H173ZM180 257V256H179ZM197 257V256H196ZM257 257V256H256ZM182 257H180V259H181ZM202 258V257H201ZM201 258H199V259H201ZM63 259V258H62ZM178 259V258H177ZM179 259V260H180ZM198 259V258H197ZM203 259V258H202ZM248 259H250V258H248ZM245 260V259H244ZM253 260V259H252ZM257 260V259H256ZM89 261V260H88ZM162 261V260H161ZM161 261H159V262H161ZM173 262H174V260H172ZM186 261V260H185ZM200 261V260H199ZM202 261V260H201ZM253 261H255V259L253 260ZM258 261V260H257ZM245 262V261H244ZM248 262H250V261H248ZM248 262H247V264H248ZM252 262V261H251ZM12 263V262H11ZM45 263V262H44ZM145 263V262H144ZM162 263V262H161ZM167 263V262H166ZM186 263V262H185ZM258 263V262H257ZM264 263V262H263ZM10 264V263H9ZM85 264H86V262H85Z\"/></svg>", "mask_w": 264, "mask_h": 264}]
</instances>
